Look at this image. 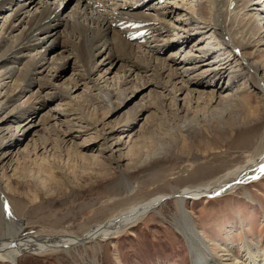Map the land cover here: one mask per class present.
Returning <instances> with one entry per match:
<instances>
[{"label": "bare ground", "instance_id": "obj_1", "mask_svg": "<svg viewBox=\"0 0 264 264\" xmlns=\"http://www.w3.org/2000/svg\"><path fill=\"white\" fill-rule=\"evenodd\" d=\"M66 1L0 0V178L3 180L14 153L18 161L32 155L40 156L38 159L45 163L64 151L80 154L78 151L86 142L75 144L74 133L87 135L86 131H92L94 138L88 136L89 140L101 142H98V154L79 155L82 161L95 162L98 156L108 157V154L110 159L121 147L123 129H131L139 119L143 120L139 130L129 138L128 152L134 157L150 147L165 155L173 137L200 128L201 121L208 127L217 124L228 135L227 129L240 128L241 118L247 114L246 119L253 118L249 109L241 108L240 95L246 88L239 85L243 81L242 85L247 87L252 75L258 78L251 85L264 99V78L259 76L264 73V67L250 62L238 48L249 43L264 47V28L260 25L264 12L253 9L259 3L252 0H195L188 4L181 0H75V5L64 13ZM201 6H206L210 13L208 22H202ZM175 15L179 24L171 22ZM188 29L195 31V35L186 32ZM209 31L216 35H209L212 48L198 51L188 48L194 36H205ZM171 34L178 38L173 40ZM174 48L178 50L163 56ZM66 72L71 74L59 85L57 81ZM96 73L98 78L94 79ZM225 80L232 93L222 97L221 93L227 90L222 86ZM80 86L85 89L87 101H77L72 96ZM94 91L97 92L93 95ZM59 99L66 100L64 106L48 108ZM201 108L205 110L203 114L197 112ZM88 111L94 114L91 124ZM193 121L196 123L192 125ZM14 122L16 126L12 127ZM155 122L167 129H154L151 125ZM34 129L36 139L31 138L25 149L15 152L21 140ZM256 152L254 160L208 184L148 200L83 238H20L22 222L13 221L0 193L3 219L0 222L4 223L0 258L13 262L24 254L68 252L86 244H97L123 234L170 198L215 199L242 191L250 200L246 186L264 177L261 170L264 134ZM154 155H147L144 161ZM11 191L8 187V192ZM178 226L194 258L193 264H264V253L260 256L258 245L246 242L241 260L233 259L229 253H222L225 258L218 260L207 252L188 224L179 222Z\"/></svg>", "mask_w": 264, "mask_h": 264}, {"label": "rangeland", "instance_id": "obj_2", "mask_svg": "<svg viewBox=\"0 0 264 264\" xmlns=\"http://www.w3.org/2000/svg\"><path fill=\"white\" fill-rule=\"evenodd\" d=\"M74 1H66L67 8L64 13L75 5ZM181 1L188 4L195 0ZM252 1L259 3L253 9L260 8L264 12V0ZM199 9L204 13L202 22H208L210 13L207 7L201 6ZM263 18L264 15L260 23L262 28ZM171 20L173 24H179L176 15ZM191 29L186 32L195 35V31ZM210 34L216 37L213 31H209L205 36H194L188 48L194 47L196 51L212 48L209 44ZM177 38L172 37L173 40ZM170 39L169 41H172ZM212 40L214 44L220 45ZM158 46H162V43ZM238 48L250 62L264 67V47L249 43ZM177 50L178 48H174L163 56L168 57ZM224 54L228 56L225 51ZM212 60L214 61V58ZM233 64L237 65L238 62ZM68 73L71 74L66 72V75L57 81L59 85L68 79ZM98 74H94L93 78H98ZM261 75L264 78V73L259 76ZM257 78L252 75L247 87L242 85L243 81L239 84L241 88H246L240 95L243 103L241 108L249 109L253 118L246 119L249 114L241 118L240 128L234 131L231 129L235 128L227 129L228 135L221 132L217 124L212 123L208 127L201 121L200 128H190V132H180L177 137H173L168 143L170 147L166 145L168 150L165 155L155 147L142 151L136 157L128 152L129 138L139 130L143 122L141 119L136 121L131 129H123L125 132L120 134L121 147L116 156L110 159L109 154L108 157L98 156L95 162L80 159L82 155L91 157L98 154L101 142L89 140L88 136L94 138L92 131H86L87 135L73 134L75 144L86 142L85 146L79 149L78 155L72 150L68 153L64 151L57 154L58 158H49L45 163L38 159L40 156L36 158L32 155H25L24 159L18 161L14 153L11 167L6 170V178H0V193L5 198V205L8 206L13 221L22 222L23 231L20 238H83L98 226L115 219L132 207L151 199L173 196L181 190L201 187L254 160L257 157L256 149L264 134V99H261L263 96L251 85L252 80ZM222 86L227 90H224L221 96L231 95L232 88L227 80ZM80 87L72 96H75L77 101H87L89 98L83 93L85 89ZM65 101L59 99L52 102L48 108L64 106ZM199 106L203 108V105ZM202 108L197 109L199 114L205 112ZM87 115L88 122L93 123L92 111H88ZM114 119L116 117L111 120L113 126ZM15 123L12 127L16 126ZM155 123L151 125L154 129H167L166 126ZM194 123L196 121H193L192 125ZM35 131L36 129L23 138L20 146L14 151L25 149L31 138L36 139L33 136ZM153 153L155 155L149 161H144L147 155ZM121 177H124L123 181ZM8 187L11 192H8ZM245 192L250 200L244 197L242 191L215 199L170 198L129 230L111 239L97 244H86L68 252L24 254L13 262L0 258V264H193L194 258L190 255L185 237L179 230V222L188 224L200 237L202 246L207 252L217 256L218 260L225 258L222 253H229L233 259L241 260L245 254L243 247L246 242L248 245H258L257 252L261 256L264 253V177L246 186ZM2 221L0 236L4 235Z\"/></svg>", "mask_w": 264, "mask_h": 264}, {"label": "snow or ice", "instance_id": "obj_3", "mask_svg": "<svg viewBox=\"0 0 264 264\" xmlns=\"http://www.w3.org/2000/svg\"><path fill=\"white\" fill-rule=\"evenodd\" d=\"M261 170L264 171V168H262Z\"/></svg>", "mask_w": 264, "mask_h": 264}]
</instances>
